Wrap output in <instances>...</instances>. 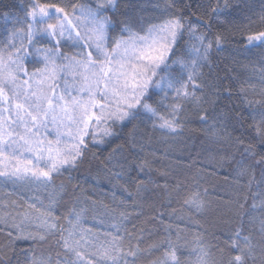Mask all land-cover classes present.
<instances>
[{"label":"snow or ice","instance_id":"obj_1","mask_svg":"<svg viewBox=\"0 0 264 264\" xmlns=\"http://www.w3.org/2000/svg\"><path fill=\"white\" fill-rule=\"evenodd\" d=\"M0 8V264H264V0H157L147 17L121 0ZM225 52L251 65L259 99L219 75ZM191 124L209 143L186 183L172 178L181 165H152ZM155 133L169 145L160 157L145 152ZM101 155L83 187L73 174ZM225 170L247 177L251 205L236 195L213 208L200 181ZM217 213L208 228L193 220ZM45 244L55 259L37 254Z\"/></svg>","mask_w":264,"mask_h":264},{"label":"trees","instance_id":"obj_2","mask_svg":"<svg viewBox=\"0 0 264 264\" xmlns=\"http://www.w3.org/2000/svg\"><path fill=\"white\" fill-rule=\"evenodd\" d=\"M13 0H0V4H8L12 3ZM157 2V0H121V7L124 10L125 13L128 12H134L137 15H143L145 17L149 15H155V13L152 12L153 5ZM3 11V8H0V12ZM123 18V17H121ZM3 21L0 19V24H2ZM241 60V63L236 64L231 59L228 58V53H222L215 57V63L218 65L219 75L223 78L225 76H231L235 77L236 79L232 80L231 83L233 85V91H239L241 88H248L249 89V99H259L258 95H255L251 92V88L253 86L259 88L260 85L258 84L259 77L254 75L251 71V65H248V62L243 60V58H239ZM214 71H217L214 69ZM229 80L224 79L223 83L225 85L229 84ZM227 101H225L226 103ZM202 126L199 124H191L188 125L187 128H185L183 133V144H176L172 146L173 154L169 156L166 159L163 160H157L155 164L152 165L154 169L157 171H165L170 168H174L176 164L181 165L180 168L175 169V173H178L177 176H173V179H180L184 180L185 177L188 178L187 182H191L194 178V175L196 171L201 167V163L206 161L207 159V153L203 152V148L208 146V140L205 138V134L201 130ZM127 131V130H125ZM151 135V133H149ZM233 135H238V133H233ZM161 134L155 133L152 136L151 141H148V136H145L146 142L150 143V147L145 149L146 153L151 154L154 149H158L155 153L157 157H160L162 153L169 148L168 144L159 143V138ZM120 141H117L116 143H119ZM246 144L253 143L251 141L246 140ZM230 151H233L236 155L237 159H240V152L236 151L235 148L230 149ZM103 155H107V150H105ZM103 155H101L97 160L92 161L91 164L85 163L80 168L79 173H74L73 175H78L82 184L83 180L87 178L90 167L93 169V172L95 171V168L100 164V161L103 160ZM151 158V155H150ZM207 172H211L212 169L208 168L205 169ZM257 177L259 175L257 170ZM66 175V174H65ZM63 179V177H57V183L60 182V180ZM75 183V181H74ZM160 183H164L163 180L160 181ZM201 188H207L209 190V198L214 201L213 208L217 207H223L221 205H217L216 201H228L231 197H235L236 195L248 196V205H251L253 203L251 199V195L247 192V177L242 181H234L232 176L228 175V171H219L212 176L206 177L205 180L200 181ZM243 184L245 185V190L242 192H238V185ZM90 184H83V187L88 188L90 187ZM253 192L256 191L255 188L252 189ZM15 198V197H13ZM119 199V196L117 197ZM107 202V201H106ZM159 202V201H158ZM173 208L179 209L178 204H173ZM63 211V209H62ZM144 211L145 215L141 216L139 220L134 221V223L137 224L139 227L140 224L145 221L149 216H151V210L148 207V204L145 203L144 205ZM168 211H171V209H168ZM189 214V213H186ZM91 215V214H89ZM253 215H259L258 213H253ZM219 214L217 213L216 216H205V217H194V222H198L202 227L208 228V221L218 218ZM180 228H184V225H179ZM216 228L224 229L225 225L223 223H219L216 225ZM199 229L193 227L189 229V232L191 234H195ZM211 231V230H210ZM187 235V239L191 240L192 235ZM218 234V233H217ZM222 240L223 237H220ZM209 240L212 244H216V239L209 237ZM5 235L0 234V244L5 243ZM183 243V241H181ZM17 248H28L29 244L26 242L18 243L16 245ZM36 247L37 254L39 255L41 252L44 253V255H48L51 253L53 259H55L56 252L58 249L55 248H49L47 244H45L42 248L40 246H34ZM190 250V249H189ZM187 251L185 252V255H187ZM158 255V253L156 254ZM154 258V257H152ZM141 264H145V262H141Z\"/></svg>","mask_w":264,"mask_h":264}]
</instances>
